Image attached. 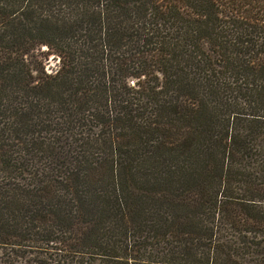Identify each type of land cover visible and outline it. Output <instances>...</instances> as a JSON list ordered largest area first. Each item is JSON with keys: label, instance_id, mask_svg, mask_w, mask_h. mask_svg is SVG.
Returning <instances> with one entry per match:
<instances>
[{"label": "trees", "instance_id": "16d2710c", "mask_svg": "<svg viewBox=\"0 0 264 264\" xmlns=\"http://www.w3.org/2000/svg\"><path fill=\"white\" fill-rule=\"evenodd\" d=\"M0 264H264V0H0Z\"/></svg>", "mask_w": 264, "mask_h": 264}, {"label": "rangeland", "instance_id": "374dc122", "mask_svg": "<svg viewBox=\"0 0 264 264\" xmlns=\"http://www.w3.org/2000/svg\"><path fill=\"white\" fill-rule=\"evenodd\" d=\"M45 50H46V48L42 49V51H45Z\"/></svg>", "mask_w": 264, "mask_h": 264}]
</instances>
